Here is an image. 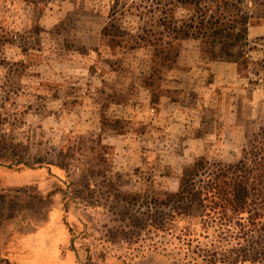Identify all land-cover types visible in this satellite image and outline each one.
I'll return each instance as SVG.
<instances>
[{
    "label": "rangeland",
    "instance_id": "1",
    "mask_svg": "<svg viewBox=\"0 0 264 264\" xmlns=\"http://www.w3.org/2000/svg\"><path fill=\"white\" fill-rule=\"evenodd\" d=\"M165 1L0 0V264H264V218L228 228L212 205H165L187 169L237 163L258 132L264 40L245 66L181 41L153 103ZM238 1L250 17L259 0ZM113 22L129 47L105 43Z\"/></svg>",
    "mask_w": 264,
    "mask_h": 264
},
{
    "label": "trees",
    "instance_id": "2",
    "mask_svg": "<svg viewBox=\"0 0 264 264\" xmlns=\"http://www.w3.org/2000/svg\"><path fill=\"white\" fill-rule=\"evenodd\" d=\"M208 1L210 0H166L161 15L152 22L151 25L155 23L173 40L166 46H157L153 54L154 68L146 86L152 91L153 103L159 102L154 80L159 78L162 71H170L175 67L181 41L192 37L197 39L203 54L211 62L234 63L238 66L248 63L250 17L242 14L238 0L221 1L227 11L221 5L215 11L212 10ZM181 6L192 8L198 15L197 18L190 23L178 24L175 11ZM117 29L115 22L104 28L103 36L107 39L105 43L113 49L129 47L120 37L112 34ZM119 123L115 122V130L120 129ZM263 201L264 117L258 132L252 136L237 163L219 165L211 170L209 162L199 160L185 171L180 180L179 193L173 199L167 198L165 205H212L215 210L213 217L219 219L222 226L230 228V220L243 221L251 227L262 221L263 211L252 213V210L261 206ZM188 215L191 217V214Z\"/></svg>",
    "mask_w": 264,
    "mask_h": 264
},
{
    "label": "crops",
    "instance_id": "3",
    "mask_svg": "<svg viewBox=\"0 0 264 264\" xmlns=\"http://www.w3.org/2000/svg\"><path fill=\"white\" fill-rule=\"evenodd\" d=\"M249 35L248 38L251 41H263L264 40V0L257 1L253 6L249 3Z\"/></svg>",
    "mask_w": 264,
    "mask_h": 264
}]
</instances>
